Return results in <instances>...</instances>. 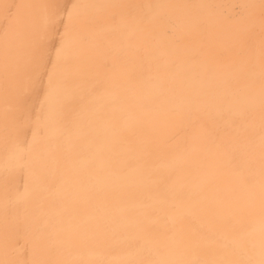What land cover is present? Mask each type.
<instances>
[{
  "label": "bare ground",
  "instance_id": "6f19581e",
  "mask_svg": "<svg viewBox=\"0 0 264 264\" xmlns=\"http://www.w3.org/2000/svg\"><path fill=\"white\" fill-rule=\"evenodd\" d=\"M0 264H264V0H0Z\"/></svg>",
  "mask_w": 264,
  "mask_h": 264
}]
</instances>
